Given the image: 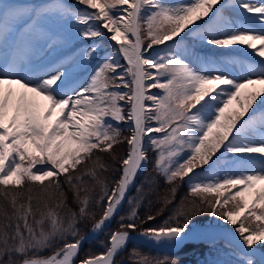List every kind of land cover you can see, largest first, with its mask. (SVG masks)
Instances as JSON below:
<instances>
[{"label":"snow or ice","instance_id":"snow-or-ice-1","mask_svg":"<svg viewBox=\"0 0 264 264\" xmlns=\"http://www.w3.org/2000/svg\"><path fill=\"white\" fill-rule=\"evenodd\" d=\"M76 3L85 7L0 0V196L13 210L11 216L3 210L7 223L0 228V264H75L84 242L76 238V213L67 224L54 209L36 219L33 196L19 203L24 196L19 190L26 182L39 183L47 194L53 186L59 189L61 175L73 187L90 176L104 189L99 203L106 207L92 229L99 232L147 161L145 137L158 154L155 169L172 185L173 196L180 181L188 185L189 196L200 199L190 211L182 208L163 225L141 230L138 239L167 249L199 246L206 229L202 223L198 228L193 217L207 212L239 234L229 239L233 259L216 264H264V110L253 108L258 100L264 105V0ZM67 28L76 38L93 41L78 59L56 58L68 42ZM142 32L149 41L146 49ZM105 35L119 45L114 53L122 55L126 70L117 71L121 65L110 53L81 81L78 66L99 52V38ZM153 45L164 48L156 56L146 55ZM206 47L222 51L209 58L199 50ZM120 122H131L129 137L122 139ZM123 140L129 151L120 161L116 187L109 189L98 179L97 169L107 170L99 158L75 179L69 175L95 151L111 152ZM77 199L79 216L87 217L89 197L80 199L77 193ZM164 202L171 200L165 197ZM218 208L225 210L218 213ZM249 217L255 227L245 226ZM127 219L121 218L103 253L80 264H115L137 231L136 207ZM154 219L147 216L148 222ZM57 241L63 244L52 255H40ZM132 255L148 264L137 249Z\"/></svg>","mask_w":264,"mask_h":264},{"label":"trees","instance_id":"trees-1","mask_svg":"<svg viewBox=\"0 0 264 264\" xmlns=\"http://www.w3.org/2000/svg\"><path fill=\"white\" fill-rule=\"evenodd\" d=\"M119 125L122 126L121 130L124 136L129 137L131 135V130L128 126V123L121 122ZM128 148L129 145L127 144V141L123 140L122 144L118 146V151H120V153H117L116 150H112L111 152L95 151L94 156L89 162L78 165L76 172L73 173L70 171L69 175H71L73 179H75L77 175H82L84 172L92 169L97 158H99V160L104 165H106L107 170L105 171L103 169H97L98 179L103 181L109 189L114 188L116 187L115 182L120 179L121 175L120 161L126 157ZM146 155L149 158L150 165L148 169L139 176L136 187L130 194L123 210L117 215L112 225L104 232L103 236H106L107 240L114 230L120 229L122 217H124L123 222L128 223L127 217L133 207H136V210L138 212L139 219L136 222L138 225L137 231H139L145 228L161 226L169 220V217H176L177 213L182 208L187 212L193 208L194 201L199 203L200 198L189 196L188 185L185 183H181L180 181L175 182L176 193L173 196L170 190L172 185L167 184L164 177L162 175H159L155 169V165L153 164V161L155 159V152L153 150L151 151V149H148L146 151ZM59 182V186H61L60 191H55V186H53L48 189L47 194H42V190L39 191L40 193L42 192L41 194L34 193L36 197H47L50 201V203H46L41 200V198L35 199V202L32 201L34 216L36 219H39L41 217V214L46 213L50 208L58 212L65 224H67V222L71 219L72 213H76V227L79 231V235H81L91 226L94 221L102 217V214L106 207V205L99 203L104 190L103 185L96 183V181L90 176H85L83 184L77 183L75 187L70 186L66 181V177L63 175L59 177ZM62 184H66V188L65 186L63 187ZM77 193H79L80 199H83L85 195H87L90 199V205L87 209L89 215L87 217L81 218L79 216V208L81 204L77 199ZM34 194H32V196H34ZM59 195L66 197V200L59 208H57V203H53V200H50L49 197ZM165 197L169 198L171 200V203L165 204ZM205 199L215 201V196H209L205 194ZM130 201L135 203H130ZM26 202L19 201V203ZM45 204H47L48 208L45 207ZM37 207H39V211L36 210ZM203 207H206V205H203ZM12 212L13 210L10 209L8 215L11 216ZM148 215H153L155 219L148 222ZM208 216L209 215L207 214V212H205L203 214L194 216L193 221H204L209 218ZM2 221L4 224L7 223L4 216H2ZM31 222L33 223L32 220ZM180 222L182 223L183 221L181 220ZM45 224L48 225L47 222ZM106 238L104 240H106ZM68 239L72 240V237L69 236ZM62 244L63 241H57L52 246L49 252L55 251L56 249L61 247ZM134 248L139 251L142 257L147 258L148 264H197V254L204 251V246H187L178 253L170 255L155 253L154 251L147 248L131 244L125 251V264H140L139 258L132 255V249ZM101 250H104L103 244L99 247L96 246L88 252L86 251V249H84L81 253V257L86 258L91 254L100 252ZM49 252H47L46 254H48ZM4 259H7V256H5Z\"/></svg>","mask_w":264,"mask_h":264},{"label":"rangeland","instance_id":"rangeland-1","mask_svg":"<svg viewBox=\"0 0 264 264\" xmlns=\"http://www.w3.org/2000/svg\"><path fill=\"white\" fill-rule=\"evenodd\" d=\"M43 1H46V0H43ZM50 3H61V4H63L65 7H69V8H71V9H73V10H76V9H83L85 6H82V7H74V6H72V5H70L69 3H68V1L67 0H63L62 2H58V0H51V2ZM88 11H92L91 9H88ZM227 14V13H226ZM249 26H252V27H254V26H257L256 24H255V22L254 21H245ZM67 34V33H66ZM142 35L145 37V39H147V36H146V32H142ZM69 35H67V37H68ZM83 39H80V38H76L75 36H73V38L71 39V41L73 42V43H79V45H78V47H76L72 52H68V53H66V55H64V56H62V57H64V58H68V59H72V58H79V55H80V53L83 51V49L85 48V47H87V46H89L90 44H92L93 43V41H91V40H83ZM148 40V39H147ZM82 41V42H81ZM81 42V43H80ZM148 43H149V41H148ZM172 43H174V42H172ZM187 43H189V41H187ZM68 44H69V41L67 42V44H66V48H67V46H68ZM100 45H103V50L105 51V50H107V49H109L110 51H113L114 52V49L116 48L114 45H115V42L114 41H111L110 39H108V35H105L104 37H102V38H99V41H98V46H99V48H100ZM237 47H239V46H237ZM63 48V47H62ZM61 48V49H62ZM60 49V50H61ZM60 50L58 51V52H60ZM200 51H201V53H202V55H206V56H208L209 58H211V57H214V56H216V55H218L222 50H220V49H211V48H202V49H199ZM250 51V50H249ZM107 55V53L104 55V56H100V58H98V60H96V63H95V65H94V67L92 68V70L97 66V64L105 57ZM95 57V56H94ZM242 58V57H241ZM91 59H93V58H91ZM115 60H116V63H118V64H120L121 62H120V60L118 59V58H116L115 57ZM87 61V60H86ZM92 70H91V72H92ZM91 72H88V73H86L85 75H81L80 76V80L81 81H86L87 79H88V77H89V74L91 73ZM128 79H130V77H127ZM118 82V81H117ZM221 87H224V86H221ZM122 91V90H121ZM121 104H123V102H120ZM257 105H260V100H258L257 101ZM257 105H254L253 107H257ZM261 106V105H260ZM232 107H235V102H233V106ZM118 127H120V129H122L121 127V125H119ZM161 136H163V133H158L157 135H156V137H161ZM125 136H124V134L122 133V139L124 138ZM122 144V142L121 143H119V144H116V145H114V148H113V150H116V152L117 153H120V151H118V146H120ZM112 164V163H111ZM61 177V176H60ZM49 182L48 181H45V184H48ZM62 186L64 187L65 186V188H66V184H62ZM60 188H61V186H59V189H56V187H55V191H60ZM30 190V191H29ZM43 191V188H42V186L39 184V183H33V184H28L27 182H26V186L23 188V189H21V190H19V191H23L24 192V195H26V196H23L22 198H21V202H26L27 201V197H28V195L29 194H34V193H38V194H41L39 191ZM0 192H3V189L2 188H0ZM42 194H45L44 192L42 193ZM39 198H41V200H43L44 202H46V203H50V201L48 200V198L47 197H36L35 196V194H34V196H33V202H35V199H39ZM50 198V200H53L52 202L53 203H57V205L59 204V205H62L63 204V202L66 200V197H63V196H61V195H59V196H51V197H49ZM215 199H216V197H215ZM214 202V201H213ZM228 209H231L232 208V204H229L228 206ZM48 208V207H47ZM4 209H6L7 210V212H8V214H9V210L11 209V207L9 206V204H8V202H6L4 199H3V197L2 196H0V228H3V226H4V223H3V221H2V216H4L3 215V210ZM50 209V208H49ZM225 209H221V208H218L217 209V211H218V213H220V212H223ZM11 213V212H10ZM209 217V220H211V221H217V222H219V223H223V224H225V225H228V226H230V227H232L233 229H234V227L232 226V225H229V224H226V223H224L223 222V220H221V219H217V218H213V217H210V216H208ZM241 219H243V218H241ZM30 222H31V219H30ZM243 222H244V224H245V226L246 227H249V226H251V227H255L256 226V223L257 222H255L254 220H253V218H251V217H249L247 220H243ZM32 223V222H31ZM237 227L239 226V224H237L236 225ZM49 230V225H46L45 224V231H48ZM8 231L9 232H11L12 231V229H8ZM232 251H233V248H231L230 246H228V245H226V244H222V242H214V243H210V248H209V250L205 253V255H203L202 257H201V259H200V263L201 264H216V262L217 261H228V260H231V259H233V257H232V255H231V253H232ZM123 262V260L120 262V263H122ZM119 263V264H120Z\"/></svg>","mask_w":264,"mask_h":264},{"label":"bare ground","instance_id":"bare-ground-1","mask_svg":"<svg viewBox=\"0 0 264 264\" xmlns=\"http://www.w3.org/2000/svg\"><path fill=\"white\" fill-rule=\"evenodd\" d=\"M106 31V30H105ZM109 39V38H108ZM133 186V185H132ZM132 186L130 187V189L132 188ZM129 189V191H130ZM128 191V192H129ZM123 203V202H122ZM122 205V204H121ZM121 207V206H120ZM119 207V208H120ZM118 208V209H119ZM206 231H205V240L206 239H212V238H215V237H221L222 239H225L229 242V239L233 236L235 237H238V233H235L234 229L230 226H227L223 223H219L217 221H207V223L203 224ZM198 228H200L201 226H198ZM93 229V228H92ZM91 229V231L89 232V236L92 237V236H95V235H98L101 231L99 232H93ZM138 241L140 242H143V243H146L140 239H137ZM232 243H235V241H233ZM146 244H149V243H146ZM151 245V244H149ZM156 247V246H154ZM258 247V246H257ZM157 248H161V247H157ZM163 249H167V248H163ZM169 250H173V249H169ZM262 250V249H261ZM264 251V250H262Z\"/></svg>","mask_w":264,"mask_h":264},{"label":"water","instance_id":"water-1","mask_svg":"<svg viewBox=\"0 0 264 264\" xmlns=\"http://www.w3.org/2000/svg\"><path fill=\"white\" fill-rule=\"evenodd\" d=\"M139 236V235H138Z\"/></svg>","mask_w":264,"mask_h":264}]
</instances>
